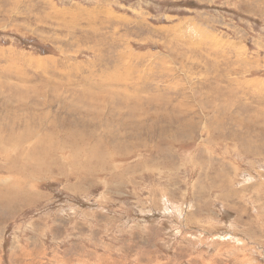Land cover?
Instances as JSON below:
<instances>
[{"label": "rangeland", "instance_id": "1", "mask_svg": "<svg viewBox=\"0 0 264 264\" xmlns=\"http://www.w3.org/2000/svg\"><path fill=\"white\" fill-rule=\"evenodd\" d=\"M0 264H264V0H0Z\"/></svg>", "mask_w": 264, "mask_h": 264}]
</instances>
